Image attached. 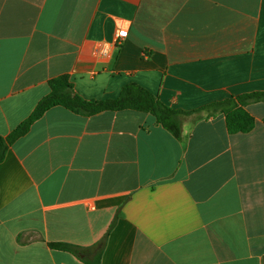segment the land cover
I'll use <instances>...</instances> for the list:
<instances>
[{"label": "crops", "instance_id": "1", "mask_svg": "<svg viewBox=\"0 0 264 264\" xmlns=\"http://www.w3.org/2000/svg\"><path fill=\"white\" fill-rule=\"evenodd\" d=\"M62 76L86 102L139 88L181 135L47 109L0 161V264H264V101L247 133L216 106L264 92V0H0V137Z\"/></svg>", "mask_w": 264, "mask_h": 264}, {"label": "trees", "instance_id": "2", "mask_svg": "<svg viewBox=\"0 0 264 264\" xmlns=\"http://www.w3.org/2000/svg\"><path fill=\"white\" fill-rule=\"evenodd\" d=\"M49 86L51 89L49 95L38 103L33 113L16 127L8 137H0V161L4 157L7 144L24 135L35 120L41 117L47 109L56 105H62L74 111H83L86 114L127 107L150 110L156 116L157 122L162 124L173 136L179 138L181 135L179 122L177 123L180 113L161 106L156 99L139 88L127 87L120 98L115 101L86 102L72 94L71 85L65 76L53 79ZM249 101H264V92L247 94L239 97L236 101L216 105L224 106L223 113L229 133H247L253 129L254 119L243 107ZM49 247L73 254H78L80 251L75 246L62 243H50ZM86 264H99L96 254L92 259L87 260Z\"/></svg>", "mask_w": 264, "mask_h": 264}, {"label": "built area", "instance_id": "3", "mask_svg": "<svg viewBox=\"0 0 264 264\" xmlns=\"http://www.w3.org/2000/svg\"><path fill=\"white\" fill-rule=\"evenodd\" d=\"M125 36H126V31L124 29L123 30H119L118 33H117L116 42L122 40Z\"/></svg>", "mask_w": 264, "mask_h": 264}]
</instances>
